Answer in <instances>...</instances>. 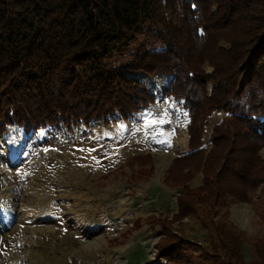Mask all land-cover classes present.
<instances>
[{"label": "trees", "instance_id": "obj_1", "mask_svg": "<svg viewBox=\"0 0 264 264\" xmlns=\"http://www.w3.org/2000/svg\"><path fill=\"white\" fill-rule=\"evenodd\" d=\"M139 36L159 46L117 61ZM127 72L172 78L162 92L187 112V152L163 179L181 190L175 212L145 219L159 228L155 264H264V240L246 262L245 232L217 219L264 187V0H0V128L126 121L153 102ZM213 113L224 116L205 146ZM130 161L152 175L150 153ZM184 219L207 231L206 246L187 239Z\"/></svg>", "mask_w": 264, "mask_h": 264}, {"label": "rangeland", "instance_id": "obj_2", "mask_svg": "<svg viewBox=\"0 0 264 264\" xmlns=\"http://www.w3.org/2000/svg\"><path fill=\"white\" fill-rule=\"evenodd\" d=\"M158 46L154 39L139 36L116 58L124 64L132 54ZM223 116L211 115L205 146ZM186 124L182 102L163 94L161 101L140 108L126 121L115 114L106 121L56 130L0 128V264L163 261L154 249L159 228L145 219L170 218L175 212L181 190L167 187L163 179L172 160L187 152ZM146 153L151 154L152 175L140 174L141 166L130 161ZM260 154L264 158V148ZM199 184L200 176L188 188ZM217 219L245 232L243 258L255 260L253 242L264 240V187L249 202L232 206L229 214L220 211ZM183 223L188 240L208 244L207 231L197 221Z\"/></svg>", "mask_w": 264, "mask_h": 264}, {"label": "built area", "instance_id": "obj_3", "mask_svg": "<svg viewBox=\"0 0 264 264\" xmlns=\"http://www.w3.org/2000/svg\"><path fill=\"white\" fill-rule=\"evenodd\" d=\"M130 78H134L137 81L140 82L141 86L152 96L153 101H161L163 99V88L167 86L169 82L172 81V78H169L165 75H162L160 77H149L147 75H144L142 73H135V74H128ZM151 86L156 87V89H152ZM151 88V90H150ZM145 107V106H144ZM147 107V106H146ZM142 108V107H141ZM135 113H132L130 117ZM115 115V114H114ZM112 115V116H114ZM118 115V114H117ZM110 116V117H112ZM119 116V115H118ZM109 117L100 119V118H94L93 121H106L108 120ZM87 121L85 119H75V118H70L67 122L60 121L54 128L55 130L60 127H63L65 125H73V124H78L82 123L85 124ZM91 122V121H90Z\"/></svg>", "mask_w": 264, "mask_h": 264}, {"label": "bare ground", "instance_id": "obj_4", "mask_svg": "<svg viewBox=\"0 0 264 264\" xmlns=\"http://www.w3.org/2000/svg\"><path fill=\"white\" fill-rule=\"evenodd\" d=\"M99 244H100V240L96 239V240L94 241V245H95V246H98Z\"/></svg>", "mask_w": 264, "mask_h": 264}, {"label": "snow or ice", "instance_id": "obj_5", "mask_svg": "<svg viewBox=\"0 0 264 264\" xmlns=\"http://www.w3.org/2000/svg\"><path fill=\"white\" fill-rule=\"evenodd\" d=\"M167 143V142H166Z\"/></svg>", "mask_w": 264, "mask_h": 264}]
</instances>
